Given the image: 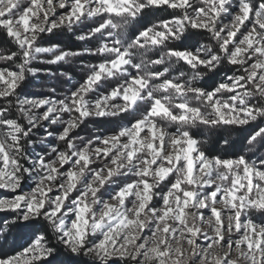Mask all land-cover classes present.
<instances>
[{
  "label": "snow or ice",
  "instance_id": "obj_1",
  "mask_svg": "<svg viewBox=\"0 0 264 264\" xmlns=\"http://www.w3.org/2000/svg\"><path fill=\"white\" fill-rule=\"evenodd\" d=\"M60 30L81 46L44 43ZM0 34V189L16 193L0 212L34 228L0 264H50L57 245L93 264H264V0H0ZM77 60L79 81L36 66ZM41 75L70 86L23 94ZM89 120L109 127L79 135ZM232 125L252 127L244 154L194 131Z\"/></svg>",
  "mask_w": 264,
  "mask_h": 264
},
{
  "label": "trees",
  "instance_id": "obj_2",
  "mask_svg": "<svg viewBox=\"0 0 264 264\" xmlns=\"http://www.w3.org/2000/svg\"><path fill=\"white\" fill-rule=\"evenodd\" d=\"M171 14V10H160L154 13H150L148 17L146 18L147 21H155L158 18H167ZM72 34H69L67 30H60L56 31L54 34H50L44 41L45 44L50 43H57L60 44L63 47H71L73 50L80 47V43L72 39ZM202 42V43H208L209 41L206 39V34H201L199 36H193L190 37L188 41H185V44H196V42ZM10 44L7 42L6 37H4L2 34H0V47H9ZM183 46V45H181ZM84 61L86 60H95L92 57H84L82 58ZM98 62V61H97ZM92 63V62H91ZM183 70H186L183 69ZM225 72H228V74H231L230 66L224 65L218 74L215 75H209L204 78L203 81H201V85L207 88H211L215 83L219 82L220 79H222ZM65 86V84H64ZM106 126H109L107 124H104V128ZM228 128V127H226ZM232 129V135L231 139H228L227 134H224L222 131H217L216 129H206L203 126H201L198 130H194L197 135V139L206 141V145H204L205 150L212 154V155H239L244 154L247 152L248 145L246 143V138L249 135L244 134V131L242 128H235L230 127ZM235 128V129H234ZM252 131V127H250L249 133ZM204 134L210 135L213 138L206 140L204 137ZM213 139V140H212ZM227 140L228 143L225 144L224 141ZM210 141V142H209ZM212 145V146H211ZM251 156V153H248ZM264 154V150H261L257 153V155ZM13 230H12V228ZM25 230L19 228L18 226H10V229L5 228L3 230L2 227H0V257L4 255H12L16 251L20 250L22 248L21 243L24 242L26 239H29L32 231H34V228L32 227L30 230ZM51 238V234H50ZM25 246V245H24ZM57 252H58V261L60 259H64L65 264H93V261L86 259L84 257H72L70 256L61 246L57 245ZM61 262V261H60Z\"/></svg>",
  "mask_w": 264,
  "mask_h": 264
},
{
  "label": "rangeland",
  "instance_id": "obj_3",
  "mask_svg": "<svg viewBox=\"0 0 264 264\" xmlns=\"http://www.w3.org/2000/svg\"><path fill=\"white\" fill-rule=\"evenodd\" d=\"M69 34H72L69 32ZM73 40H75V37L72 35L71 36ZM77 41V40H75ZM79 42V41H77ZM80 43V46H81V42ZM93 44H95L96 42L93 41L92 42ZM85 57H91V56H85ZM84 58V57H82ZM94 58L95 60H86L85 59V62L86 63H96L98 61V58L96 57H92ZM79 60L75 61L72 65H63L61 68H57V66H49V65H36L37 67H42V68H45V67H51L53 69V71H58V70H66V71H71L72 75H73V81H79L82 77V73L79 71ZM55 84V86L59 89V88H66V87H69L70 85L66 82H64L62 79H59V80H56L55 82L51 81L48 77L46 76H38V77H29L25 87L23 88V94H26V95H34V96H42V95H46L47 94V86L48 85H51V84ZM65 84V86H64ZM104 124H107L108 123L106 121H103V120H89L87 121L86 124L82 125L80 129L77 130V133L81 136H91L93 134H95V132L97 130H104L106 129L107 127L109 126H106L104 128ZM228 127V128H226ZM230 127H235V128H242L243 131H244V134H249V131H250V127L251 126H221L217 129V131H222L224 134H227L228 136V139H231L233 137H231L232 135H229V134H232V129L233 128H230ZM234 128V129H235ZM204 137L206 140H209L211 138H213L212 136L210 135H207V134H204ZM213 140V139H212ZM210 142V141H209ZM206 145V144H204ZM212 146V145H211ZM206 147V146H205ZM42 150V147H37L36 148V151H41ZM58 166V165H57ZM32 181L30 179H26L25 181H23L22 183V190L24 192H27L30 190V188L32 187ZM20 191V190H18ZM16 193H13L9 190H6V189H0V198H11L15 195ZM14 213L12 212H0V227L3 228V230L5 228L7 229H10V226H18L19 228L23 229V230H30L32 227H25V226H22L21 224L19 223H13V217H14ZM253 218L255 219V221L257 223H264V216H261L259 213H254L253 214ZM12 228V227H11ZM204 229L207 230V225H204ZM13 230V228H12ZM24 231V232H25ZM29 239H26L24 242H22L20 246H24L26 245V243L28 242ZM21 250V248H20ZM18 250V251H20ZM16 251V252H18ZM66 251V250H65ZM15 252V253H16ZM67 252V251H66ZM68 253V252H67ZM14 254V253H13ZM69 254V253H68ZM70 256H72L71 254H69ZM58 252H56L54 254V259H51L50 261V264H65L64 263V259H60L59 261L57 260L58 259ZM74 257V256H72ZM81 257H84V256H81ZM75 258V257H74ZM86 259H89L91 260L89 257H84ZM61 261V262H60ZM92 261V260H91Z\"/></svg>",
  "mask_w": 264,
  "mask_h": 264
}]
</instances>
